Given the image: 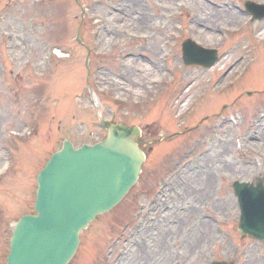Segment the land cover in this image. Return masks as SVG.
I'll return each instance as SVG.
<instances>
[{"label": "rangeland", "instance_id": "obj_1", "mask_svg": "<svg viewBox=\"0 0 264 264\" xmlns=\"http://www.w3.org/2000/svg\"><path fill=\"white\" fill-rule=\"evenodd\" d=\"M79 1L84 13L74 0H0V264L34 213L38 172L64 140H103L101 114L143 141L175 138L144 148L139 183L82 232L70 264H119L134 248L154 258L146 241L163 233L169 264H264L231 188L264 176V21L247 0ZM188 38L219 63L185 66Z\"/></svg>", "mask_w": 264, "mask_h": 264}, {"label": "water", "instance_id": "obj_2", "mask_svg": "<svg viewBox=\"0 0 264 264\" xmlns=\"http://www.w3.org/2000/svg\"><path fill=\"white\" fill-rule=\"evenodd\" d=\"M104 126L109 131L106 141L79 151L67 143L39 175V216L24 217L17 225L8 264H66L76 252L79 231L109 211L135 183L144 162L139 131ZM237 194L241 231L264 239V188L237 186Z\"/></svg>", "mask_w": 264, "mask_h": 264}, {"label": "bare ground", "instance_id": "obj_3", "mask_svg": "<svg viewBox=\"0 0 264 264\" xmlns=\"http://www.w3.org/2000/svg\"><path fill=\"white\" fill-rule=\"evenodd\" d=\"M228 17L229 19H238V20L242 19V17L239 16L235 12L228 14ZM116 18H119V17H116ZM110 43H111V40H108V43H106V45H110ZM137 83L140 84L139 81H137ZM135 85H136V82H135ZM142 87H143L142 85L139 86L140 89H142ZM163 235L164 236L162 238H158L160 235H158L157 237H155L154 235H151L150 239L146 241L150 244V247L155 246L152 243L153 241L158 242V245L155 246L156 248H155L154 258H153V251L142 249L140 252V255H137L135 254L137 252L135 250L137 249L134 248L131 250L130 254L127 255V257L125 258V261L119 264H130V263L132 264H169L170 260L168 258L164 260L163 256L167 255L166 244L171 240L166 236V234L163 233Z\"/></svg>", "mask_w": 264, "mask_h": 264}]
</instances>
